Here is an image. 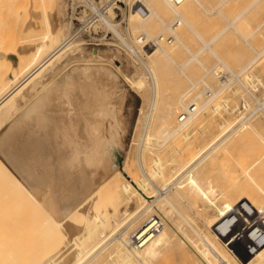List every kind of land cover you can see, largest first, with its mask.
Here are the masks:
<instances>
[{"label": "bare ground", "instance_id": "6f19581e", "mask_svg": "<svg viewBox=\"0 0 264 264\" xmlns=\"http://www.w3.org/2000/svg\"><path fill=\"white\" fill-rule=\"evenodd\" d=\"M40 1L1 0L0 5L1 10L6 14L15 15L7 23L6 31L0 33V62L7 63V68L0 74L1 121L15 108V96L50 66L39 80H35L37 84L39 83V87H36L37 94L34 97L31 95L33 98L30 102L28 100V105L25 104L26 106L21 110L17 107L19 104L17 102L16 112L11 116L8 115V122H4L8 123V126L0 136V152L8 162L6 164L5 161L0 160V189L1 187L10 189L16 203L14 209L10 211V213L14 212L12 216H10L12 213L9 215V212L5 211V207H0V264H263L264 134L257 131L256 123L253 124V120L254 122L258 120L259 116L255 112L259 107L254 108L250 113L239 112V118L231 115L230 118H224L223 112L230 114L237 108V103L230 108L228 104L231 102L230 97L225 96L221 98V103L219 100L214 101L225 92L230 82L239 79L259 58L264 57V48H261L264 44L260 45L262 49L260 52L254 54L251 51L253 57H248L249 60L246 59L247 62L242 65L239 61L234 63L237 60L234 57L237 56H233L234 59L232 56L231 59L228 57V63L225 62L224 57H219L211 44H216L213 42L229 28L237 32L235 24L253 7L264 3V0H252L236 17L226 21L228 25L220 29V32L218 30L217 34L208 41L203 39L186 19L188 4L195 3L203 15L207 14L208 17L213 14L222 15L221 10L230 0H217L215 4L209 6L202 2L204 0H183L178 5L170 0H159L160 9L167 10V13L174 17L169 21L166 14L155 11L147 0H133L136 3L142 2L150 8V13L136 25L134 23L138 12L134 9L130 11L129 27L134 35L138 34L135 41L133 40L135 44L140 37L150 40L157 36L162 38L168 33L171 35L170 40L159 38L156 47L135 45L140 48L139 52L123 38L116 27L117 22L102 19L106 28L112 30L124 44H121L122 47L126 46L133 57L139 56L138 53L146 56V60L142 58L141 63L148 77L137 76V79L125 77L129 87L137 90L138 93L141 90L146 91L147 87L151 89L148 100L150 117L146 119V131L133 155L128 152L124 158L122 169L113 157V150L121 147V137L125 132V125H120L116 121L117 106L121 100L118 93L120 66L115 65L113 70L109 65L102 63L103 59L99 58L98 53L86 55L72 51L73 53L65 55L66 50L69 49L66 42L68 32L63 33L64 27H60L56 15L38 12ZM52 5L54 7L55 4ZM46 7H50L48 3ZM41 17H43L42 21ZM152 17L156 20L151 21ZM173 22L175 24L181 22L194 32L202 42V47L196 52L190 51L186 43L187 38L173 29L171 26ZM263 26L264 20L249 36H253ZM37 29L39 35H29ZM224 36L226 35L222 37ZM262 39L264 40V37ZM181 49L186 50L188 57L178 64L175 56ZM239 50L232 55L237 53L241 55L239 53L241 49ZM204 52L206 56L202 55ZM210 54L217 62L205 66L200 57L207 58ZM237 58L242 59L241 56L240 59ZM231 60L234 65L231 64ZM194 62L204 71V74L198 78L189 75L190 69L192 74L196 72L195 68H188ZM260 66V70L263 69L262 65ZM234 67L238 69L236 72ZM219 68L225 69V76L229 75L231 79L220 81L219 88L214 89L211 87L213 82L208 83L206 78L208 77L210 81V75L218 76ZM250 71L252 72V69ZM165 76L170 79L171 85H177L182 78L189 85L176 97H165L164 84L162 85ZM145 78L148 80L146 81ZM260 79L248 73L244 75L242 81H237L242 92H245L257 90L261 85ZM239 89H236L238 91L231 89V91L240 93L241 89ZM259 91L262 93L261 90ZM246 99L244 97V102L250 107V101ZM194 105L196 111L179 122L177 115ZM53 107L57 109L53 110ZM260 112L262 114V111ZM204 114H208L206 116L211 117V120L214 116L222 120L217 123V128H214L217 130L211 133L208 141L198 146L195 140L194 145L192 136L204 124ZM259 118L258 122L264 120V110L262 117ZM158 122L163 124L164 130L159 132L162 138H156L157 140L154 141L152 131ZM4 123L1 125H5ZM248 130L252 133L250 134ZM244 131L251 136L248 138L245 136L249 143L250 138L254 137L252 147L257 144L256 139L260 143V208L258 209L259 206L254 205L252 200L250 203L247 201V206L244 203L247 209L251 206L257 208V210L253 207L249 209L250 215L253 216L247 214L252 221L244 215L247 210L244 211L245 206L242 207L241 204L243 200L246 202L245 198L239 200L240 198L233 197H238L242 193L241 184L237 183L241 193L239 194L238 190L233 191L237 189L233 185L231 195L227 193L231 188L225 191V185L222 184L227 180L229 183L230 178L239 174L240 169L246 170L243 164L246 157L240 158L241 163L237 161L238 164L235 162L238 158L233 160L234 158L229 157L235 166L239 164L241 166L238 172L235 170L237 174H232V171L231 176L225 169L226 161L221 172L225 169L224 173L227 172L231 176L229 178L227 176V180L223 178V172L221 174L215 171L222 177L220 178L222 182H218L222 184L224 190L221 188L220 193L216 180H211V178H219V175L213 172L215 168L209 167L211 172L207 173V177L212 172L216 177H211L210 174L208 179H204L206 175L203 176L204 170L210 165L209 161L217 162L214 160L216 158L211 157L220 151L227 152L226 145L231 138L239 135L238 133L243 134ZM248 140H245V143ZM106 143H110L111 150L105 146ZM230 152L223 156L229 159ZM243 152L247 153V151ZM242 154L240 153V157ZM237 155L236 153L235 156ZM218 160L221 162L222 158ZM214 163L212 164L215 167L216 163ZM235 166L233 169L236 168ZM242 172L247 175L246 171ZM240 174L237 176H242ZM6 180L9 185L6 184L5 188ZM210 180L216 185L212 186ZM228 183H226L227 187ZM226 196H232L231 199L240 201H238L240 204H237L236 200H233L232 206L244 208L241 212L244 218H247L246 222H243L242 217V220L236 219L239 220L237 223L243 222L241 225L233 224L234 221L236 223L235 217H240L238 214L241 212L238 211H236L237 215H232L235 216L233 219L230 217L231 222L230 219L226 220V214L236 210L234 208L235 210H228L226 213L217 204V198L221 197L222 205L227 206ZM241 196L242 194L239 197ZM231 202L229 201L230 206ZM208 209L217 213L220 223L209 219L212 216ZM32 215L29 221L32 219L30 223L34 225L36 222L34 228L31 224L28 225L27 219ZM215 217L214 215L213 218ZM198 219L203 220L209 233L205 228L199 227ZM225 220L231 226L221 227L227 224ZM258 231L260 237L259 234L256 236Z\"/></svg>", "mask_w": 264, "mask_h": 264}, {"label": "rangeland", "instance_id": "374dc122", "mask_svg": "<svg viewBox=\"0 0 264 264\" xmlns=\"http://www.w3.org/2000/svg\"><path fill=\"white\" fill-rule=\"evenodd\" d=\"M49 1H51V3H52V0H41L39 2V4H38V6L40 5L39 8H38V12L39 13L52 14L54 16L56 15L55 18H57L56 20H57L58 24L60 25V27H64L63 28V33L65 34V33L68 32L66 34L67 37L70 36V35H73L74 36L75 35V32H79L81 30L78 33V35H76L75 37H73L72 40L70 41L71 44L68 47L69 49L66 50L65 55H68L69 53L71 54L72 51L73 52L74 51L75 52L78 51V52L84 53L86 55H91V54L98 53L99 54V58L100 59H103L102 63L106 64L107 66L109 65V67L112 68L113 70H115V65L120 66V71L121 72H118L119 73V81H118V86H119L118 89H119V92L118 93H119V96H120V99L121 100H120V102H119V104L117 106L118 117L116 118L117 119L116 121L120 125H125V129H124L125 132L122 135L123 138L121 137V139H122L121 140L122 141L121 147L119 149L113 150V157H114L115 161L117 162V165L119 166V168L122 169L123 168L122 165L124 164V161H125L124 158L127 156L128 152H129L130 155H133V153L136 150V147H137L138 143H140L139 141H141L142 135L146 131V126H147V120L146 119L148 117H150L149 101L148 100L150 99V96H151V89L149 87H147V90L146 91H142L141 90V91H139L140 93H138L137 90L131 89L129 87V83L127 82V80L125 78V77H127L129 79H137L136 78L137 76H143V77L146 76V77H148L147 74H146V71L143 68L142 63H141V60H143V59L146 60V56L145 55L143 56L142 53H139V56H142V57L139 58V56H136V58H135V55L133 57L132 56L133 54H131L129 52V50L127 48H125V46L122 47V45H124V44L119 41L118 37H116L115 34H112V35L109 34L108 37L106 38V41H99V40H97V39H99V37L101 35L104 34V31L103 30H105V29H104V27L101 24H97V25H95L94 27H92L90 29H87L86 28L85 30H83L84 27H82L81 23H79V21H83L84 20V17L82 15V12L79 14V16L74 17L72 15V13H71V10H70L69 5L67 4L66 0H53V3L52 4H55L54 7H53V5ZM54 1H55V3H54ZM103 1L104 0H102L101 2H99V0H96V3L99 6V5H101V3L103 4ZM122 1L126 5L125 7H122L121 8L122 9V12L121 13L120 12H117L116 14L110 13L109 16H110V19H112V22H114V23L117 22L118 23V25L116 27L119 30V32L121 33V35L123 36V38L126 39L127 42H129L130 44H132L134 46V48H136V50L139 52L138 49H140V48H138V47H141V45H137L138 43L137 44L134 43V41H135L134 39H135V37L138 34L134 35L133 32H132V30H131V28L129 27L130 11H132V10H130V5H131V3H133V0L132 1L122 0ZM205 1H206V3H205ZM251 1L252 0H230L229 2H227L225 4V6L223 5L224 7L222 6L223 9L221 11H223L222 12V15L224 16V18H222L223 16L221 14L208 15V17H207V14L206 15L205 14L203 15V12L199 9V7L195 3H190V4H188V7L189 8H188V11L186 12V19L192 25V27L195 28V30L198 33H200V35L202 36V38L208 41L212 37H214V35L217 34V31L218 30L220 32V29L222 30L223 27H225L226 25H228V23L226 21L232 20L234 17H236ZM147 2H148V4L155 11H158V13L166 14V16H168V21L174 18L172 15H169L167 13V10L166 11L165 10L162 11L160 9L159 0H147ZM202 2L204 4H206V6H209L211 4L212 5L215 4L217 2V0H204ZM47 3L50 6L49 7L50 9L48 7H46L47 6ZM138 3H140L141 6H143V8L147 11V13H145L144 15L143 14H139V13L136 14V17H135L136 21L134 23L135 25L137 24V22H139V20H141L142 18H144L146 15H148L150 13V8L149 7H147L142 2H138ZM0 5H1V0H0ZM42 5H43V7H42ZM253 8L251 9L250 12H248L247 14H244V16L235 24V26L237 28V32L239 31L238 33L235 32V29L229 28L228 29L229 31L227 30L225 32L226 34L223 33V35H226V36L222 37L223 36L222 35V36H220L218 39H216L213 42V44L216 42V44H214L216 48L213 47L214 45L211 44V47L213 48V50L214 49L216 50L215 52H217V55H219V57H224L223 60L224 61L226 60L225 62H227V63L229 61V59H227L228 57H230V59H231V56H232V58H233V56H237L240 59V56H241L242 59H240V60H242V62L240 60H238L237 57H234V58L237 59L236 61H234V63L237 62V61H239L240 64L242 65V63L244 64L245 62H247V60H249V58H252L253 55L255 54V52H260L264 48V45L263 46L261 45V44H264V40L262 39L264 37V26L262 28H259V30H257L255 32V34H253V36L252 35L249 36V34L252 33L255 28H257L258 26H260V23L264 20V3H261V4L255 6V7H253ZM47 11H48V13H47ZM55 12H56V14H55ZM5 14H6V12L3 11V10H1V8H0V33H3V32L6 31V29L8 28V26H7L8 24L7 23L15 17L14 14H6V15ZM39 15H41V14H39ZM12 16H14V17H12ZM114 16H116V17H114ZM27 18L29 19V16ZM42 18L43 17H41V21H42ZM75 18H77L78 21L75 20ZM224 19H226V20H224ZM155 20H156V18H154V17L151 18V21H155ZM176 25L177 24H175V26ZM65 29H67V30H65ZM173 29H175L176 31L180 32L182 35H184V37L187 38V42L186 43H187L188 49L190 51L196 52V51L199 50V48L202 47V42L195 36L194 32H192L189 29H187L181 22H179V26L178 27L173 28ZM110 31H112V30H110ZM227 33H228L229 36H227ZM39 34L40 33H39V30L38 29L35 30V31H33V32H31V33H29L30 36H33V35H36L37 36ZM241 34H242L243 37L241 36ZM156 35H158V32H156ZM163 37L164 38H171V35L168 33V34H166ZM93 38H97V39H93ZM219 39H221V40H219ZM244 39H246V40H244ZM245 42H246V44H245ZM135 45H137L138 47L135 46ZM249 45H253L255 48L253 46H249ZM260 45H261V48L262 49L260 48ZM249 47L253 48V50H251V48H249ZM256 47H258V49ZM239 49H241V52H239L241 55H239L238 53L236 55H232V54H235L236 52H238ZM251 51L254 54H252ZM205 52L208 53V51H205ZM205 52L202 55H205L206 54ZM140 54H142V55H140ZM207 56L209 58L208 57L207 58L205 57L206 60H205L204 57L203 58H201L202 56L200 57V60H203L205 66H211V65L214 64V62L215 63L217 62V60L214 58V56H211V54L210 55H207ZM187 57H188V53L186 52V50L181 49L180 53L175 56V59H176V62L178 64H181L182 62H184L187 59ZM136 59H138V60H136ZM232 60L230 62H232L231 64L234 65V63H233ZM262 60H263V62H262ZM117 62H118V64H117ZM260 63H263L264 64V57L259 58L257 60V62L254 64L255 66L253 65V67H251L248 70V71H250L252 69V72L251 71L250 72L247 71L244 75H247L248 73L249 74L251 73V75H253V77L255 76V78H257V76H258V78H261L260 79V80H262L260 82L261 85H259L257 87L258 88L257 89L258 91L256 90L257 91L256 95L257 96H260V101H261L260 104H262V102H263V104L260 106L261 109H262L264 107V92H263V90H264V88H263L264 87V77H263L264 76V72H262V71H264L263 70L264 69V66H263V64H260ZM236 65H238V63H236ZM260 65H262V67H263V69H261V70H260V67H261ZM191 66L188 67V68L189 69L190 68H193V69L195 68L196 69V72L195 73L193 72V74H192V69H190L191 71L189 73H191V74H189V75L190 76L192 75L193 78H198L199 76H202L204 74L203 69L200 66H198L195 62ZM49 67L50 66H48L47 68H49ZM6 68H7V63L6 62H0V74ZM47 68H45V70H43L45 72H41V73H43V74L46 73ZM233 69H236V70H234L235 72L238 70L236 67H234ZM218 70H220L219 71V75H218L219 77L218 76H216V77L215 76H212L211 77V75H210V77H209L210 78V81H209L208 77L206 78V80L208 81V83H210L211 81L213 82V84L211 82V84H212L211 87L212 88L214 87V89L219 88V86L221 85V83H220L221 79H219V81H218V78H221V75L223 76V74L226 73V70L223 69V68H219ZM261 72H262V74L260 75ZM43 74H39V77L38 78H35V79L31 80L15 96L16 97L15 98V101H14L15 108L12 109L10 111V113L7 114V116L8 115H10V116L13 115L16 112L15 109H17V107L22 110V108H24L26 106L25 104L28 105V103L31 101V99L37 94L36 87L37 86L39 87V83L37 84V81L35 82V80H39L42 77ZM244 75H243V77H244ZM216 78H217V80H216ZM229 79H231V76H230ZM147 80H148V78L146 79V81ZM162 82H164V83H162V85L164 84L163 85V87H164V93H163V95L165 97H176L177 94H180L184 90V88H186L189 85L188 82H186L184 78H182V80L180 82H178L177 85H171L170 79L169 78H166V76H165V79H162ZM0 83L2 84L1 80H0ZM146 86H148V85L146 84ZM32 87H34V88L32 89ZM28 88H29L30 91L27 90ZM235 88L236 89H239L240 88L239 84L233 83L214 102H216V101L219 100L220 103H221L222 102L221 98H225V97L226 98H229L230 97V101L231 102H228L229 107L230 108L234 107L236 105V103H237L236 106L238 107V105L241 102V100L244 99V97L246 98L247 95L246 94L244 95L245 92H242V89L241 88H240L241 90L239 89L240 90V93H238V92L237 93H234V91H231V89L232 90H236ZM259 90H261L262 93H260ZM236 91H238V90H236ZM22 95H23V97H22ZM31 95H33V97ZM28 100H29V102H28ZM17 102L19 103L18 106H17ZM20 109H18V111ZM56 109L57 108H54L53 107V110H56ZM236 109L233 112H231L230 114H228V113L225 114V112H223V117L224 118L225 117L226 118H230L232 116V117L239 118V116H238L239 115V112H241V111L242 112H245L241 108H240L241 111L240 110H236ZM261 109H260V111H262V114H263L264 108L262 110ZM247 112H249V111H247ZM227 114H228V116H227ZM262 114H261V112H257L256 113V115L259 116V117L260 116L262 117ZM206 115H208V114H204L203 115L205 117L204 118L205 121H204V124H202L203 127L201 126L202 129L200 128V130L197 131L198 133L197 132L196 133L195 132L193 133L192 140L194 141V145L196 143H197L198 146L199 145H203L206 141H208L209 138L211 137V135L216 132L217 129H214V128H217V123L220 120H222L218 116L212 117L213 119L211 120V117L208 118V116H206ZM7 116L5 117L6 119L4 118V119H2V121L0 120V136L6 131V128L8 126V123H4L5 121L8 122L7 120L9 118V116L8 117ZM177 116H179V115H177ZM259 117L257 118L258 120H256L255 122L253 120V124L256 123L255 124V127H256L257 131L258 132H261V133L263 132V134H264V130H263L264 129V124H263L264 123V120H262L263 123H261L262 121L261 122H258V121H260V118ZM206 122H207V124H206ZM1 123L2 124L4 123L5 125H1ZM162 126H163V124H161L159 122L155 124V126L153 128V131H152V133L154 134V137H155L154 138V141L157 140V139H160L161 136H160L159 132H160V130H162V131L164 130V128ZM205 129H206V131H205ZM248 131L250 132V134L252 133V131H250V130H248ZM247 133L248 132H245V131L243 133L244 135L238 133L239 135H236V137L235 136L232 137L231 138V141L229 142L230 144L228 143L226 145L227 152H230V150L233 149L230 152V155L228 156V158L230 156H231L232 159L234 158L233 160H236L238 158L235 161L236 163H237V161L238 162L241 161V160H239L240 158L243 159L244 157H246V158H244V159H246V161L244 160V162L246 164L243 163L245 165L244 168L246 170L240 169V171H239V167L241 166V164H239V166L238 165L235 166L234 165L235 163L232 162V159L231 158L227 159L225 156H223L227 152L220 151V152L216 153L217 155L214 154L213 157H211L212 159L213 158H216V159H214V160L217 161V162H215L216 163V166L215 167L212 164L214 162L212 161V163H211V161H209V160L208 161L210 162V165L211 166L209 165L207 167V165H206V167H207L206 169H205V166H204V169L205 170H204L203 176H205V175L206 176H205V178L202 176V179L203 178L204 179H208V177H210L209 175L211 173L207 177V173L211 172V171H209V170H211V169H209V167L210 168L212 167V169L218 168L217 170H215V169L213 170L214 173H215V171H217V173L223 174L225 169H226L227 172L229 171V174L230 175H231V172L232 171H233L232 174H237L238 171H239L238 173L240 174V172H241L240 175H242V176H239L238 177L237 175H239V174L235 175L236 178L238 177L237 180H235L234 179L235 177L231 175L233 177L232 179H234L235 182H233L232 179L230 178L229 183H228V180H227V176H228V178L231 177V176L228 175L227 172H225L227 175L225 173L223 174V176H224L223 178L224 179L226 178L225 180H227V181H224L225 183H222V184L225 185V191H227L228 189L231 188L227 192V193H230V195H231L233 193V191L238 190V188L240 186H242V187L244 186V188L240 187L241 190H242V193L238 190V193L240 192L242 194V196L239 197L241 194L239 193L240 195H238V193H236V195H238V197H236V196H233V197L236 198V199L240 198L239 200H241V198L242 199L245 198L246 202L243 200V204H241L242 207H243V205L245 206V204L247 206V203L248 202L250 203V201L252 200L251 202L254 205H256V206H259L258 207V209H259L260 208V205H259L260 204V200H259L260 199V143L256 139V143L257 144L256 145L254 144L253 147H252V143H254V141H255L254 140V137H253L254 135L252 136L253 139L250 138L252 142L250 141V143H249V140L247 138L248 137H251V136H250V134L247 135ZM240 135H242V136H240ZM245 136L247 138H245ZM239 139L243 143H241ZM242 139H244V140H242ZM195 140H196V143H195ZM245 140H248V141L245 143ZM248 145L250 147H248ZM105 146L108 148V150L109 149L110 150L112 149L110 143H106ZM238 148H239L240 151H242V150L245 151V153L247 151V153L244 154L243 151L240 152L238 150ZM244 148H246V149H244ZM250 148H252V149H250ZM249 151H252V152L250 153ZM236 153L238 154L237 156H235ZM240 153H243L245 156L242 154V156L240 157ZM220 157L222 158L221 162H220V160H218V159H221ZM224 159H226V160L224 161ZM0 160L1 161H5V163L8 164L7 160L5 159V157H4V155L2 153L0 154ZM226 161H227L228 164L226 163V168L224 170L222 169L223 170L222 171L223 173H222L221 172V168H224V165H225V162ZM219 162H220V164H219ZM231 162H232V164H231ZM239 163H241V162H239ZM243 164H242V167H243ZM233 166H235L236 168L234 167L235 169H233ZM235 170L237 171L236 173H235ZM242 171H244V172L246 171V173H247L248 176L245 174L247 176L246 177ZM213 172L211 174V177H216L215 175L213 176ZM217 173H215V174L217 175ZM218 175H219V178L218 177L217 178H211V180H213V179L216 180V183H217L218 187H220V190H218L219 188L217 186H216L217 188L216 187L215 188L220 193L221 190H222L221 188H223V186H222V184H220L218 182V181L222 182V180H221L222 177L220 176V174H218ZM240 178H241V180H240ZM243 178H244V180H242ZM217 179H219V180H217ZM230 181H232L233 183L230 182ZM211 182L213 183L212 184V186H213L215 182L214 181H211ZM3 183H5V181ZM226 183H228L229 186L231 184V186L230 187L229 186L227 187V184ZM237 183H239V185L240 184L241 185L239 186V185H237ZM6 184L9 185L8 181H7V183L4 184L5 188H6ZM245 184H247V185H245ZM233 185L237 189H234L232 191V189L234 188ZM226 187H227V189H226ZM246 189H248V190H246ZM255 189L257 191L258 190L259 191L257 192ZM223 190H224V188H223ZM253 190H255V191H253ZM9 191H10V189H7L6 190V189H2V187H1V189H0V207H5L6 208L5 211L9 212V215L12 213L10 215V216H12L14 212H11L10 213V211L12 209H14V205L16 203H15V197L12 195L11 191L10 192ZM249 191L254 192L253 195L251 194L252 192L249 193ZM246 193H247V195H246ZM255 193H257V194L255 195ZM234 194H235V192H234ZM250 194L252 196H250ZM226 195H228V194H226ZM245 196L246 197H250V198H246ZM226 197H228V196H226ZM231 198H232V196L231 197H228L227 200L225 201V202H227V206L222 205V199H221V197H220V199H219V197L217 198V204L221 207V209L223 210V212H226L228 210L231 211L232 209L236 208L235 206H232L233 203H234L233 200H236V199H231ZM253 198H254V200H253ZM255 200H258L259 202H257V201L255 202ZM229 201L230 202L232 201L231 202V206L233 208L230 206ZM238 201L236 200L237 204H240L239 203L240 201L239 202ZM252 203H251V205H252ZM246 206H245V210H244V208L241 209V206H239L238 208H236V210L234 209L235 211L232 210L231 211L232 213L231 212H229V213L226 212L227 214L226 213L225 214H226V216L228 218V219L226 218V220H229L230 219L229 222H231L232 219L235 217V216L232 217V215H237L238 213L241 212V210H244V211L247 210V212L244 213L245 217L248 216V215H250L251 213H250V210L249 209H251V207H253V206L249 207L248 209H247ZM248 206H249V204H248ZM223 207H225V208H223ZM230 207H231V209H230ZM253 209L254 210H257V208L255 209V206L253 207ZM254 210H251V212H253ZM207 211L212 216V218H209L211 221L213 219V221L215 223H220L219 221H221V220L217 216V213L214 212V210L208 209ZM207 211H206V213H207ZM236 211H238V213ZM235 212H236V214H235ZM229 214H230V216L228 217ZM240 214H242V212ZM240 214H238V216H240V217H235V220L237 218L238 219H241V220L244 218V215L243 214L240 215ZM214 215L216 216L215 218H213ZM251 216H253V215H250V217ZM30 217H33V215L27 217L28 222H29L28 225L31 224L30 222H31L32 219L29 221V218ZM217 217H218V219H217ZM230 217H232V219ZM250 217L248 216L247 218H250ZM247 218H244V221L243 222H246L245 220ZM35 219H37V217ZM215 219H217V221L218 220L219 221L216 222ZM250 219L252 221V218H250ZM5 220H7V218ZM226 220H225V222L227 223ZM34 221L35 220H33V222ZM237 221L239 222V220H236V223L234 221L233 224L241 225L243 223L242 221L240 223H237ZM197 222H198V225H199L200 228H202V227L205 228L206 231L209 233V229L205 225V223L203 222V220L201 221V219H198ZM225 222L223 221V223H225ZM259 222H260V220H259ZM34 223H35V225L33 223L31 224L32 228H34V226H36V222H34ZM224 225L226 227L229 224L228 223L227 224H223L221 227H223ZM229 226H231V225H229ZM263 229H264V227H263ZM31 230H33V229H31ZM258 230L260 231V228ZM259 231L257 232V235L256 236H258V234H259V237H260V232ZM262 231L264 232V230H262ZM34 236L35 235H32V237H34ZM256 236H255V238H257Z\"/></svg>", "mask_w": 264, "mask_h": 264}, {"label": "built area", "instance_id": "2783aa9c", "mask_svg": "<svg viewBox=\"0 0 264 264\" xmlns=\"http://www.w3.org/2000/svg\"><path fill=\"white\" fill-rule=\"evenodd\" d=\"M102 0H99V2H101ZM173 4H180L183 0H170ZM67 4L69 5V8L71 10V13L74 17L79 16V14L82 12V15L84 17L83 21H79V23H81L82 27H84L83 30L90 29L92 27H94L97 24H101L105 30L104 34L101 35L99 37V39L97 38H93V39H97L99 41H106V38L108 37L109 34H114L112 31H110L109 29L106 28V26L104 25L102 19L106 18L112 21V19H110L109 14H116L117 12H122V7H125L126 5L124 4V2L122 0H104L103 4L101 3V5L98 6V4L96 3V0H66ZM130 9H134L136 12H138L139 14H145L147 13V11L143 8V6L140 5V3H136L133 2L130 5ZM116 17V16H114ZM75 20L78 21L77 18H75ZM173 28H176L179 26V22H177V25L175 26V22L172 23L171 25ZM81 31V30H80ZM79 31V32H80ZM79 32H75V35H70L66 38V42L68 43V45H70V41L72 40L73 37H75L76 35H78ZM159 38L160 37H155L154 39H150L147 40L146 38H142L140 37L138 40V44L137 45H141V46H148V47H156L159 44ZM163 38V37H162ZM160 38V39H162ZM170 40L171 38H165V40ZM126 47V46H125ZM139 54V53H138ZM227 78H230V76L228 75V77L225 76V74H223V76H221V81H227ZM243 76H240L239 79H237L238 81H242ZM237 80H233L232 82H230V86L233 83H239ZM258 89V88H257ZM257 91L256 90H249V91H245V94L247 95V101H250L251 106L247 107L246 104L244 102V99L241 100V102L239 103L238 107L236 110H240V108L245 111V112H241L242 113H250L254 108H258L259 109L255 112H260V96L256 95ZM196 111V107L191 106L190 108H188L185 111H182L181 114H179L178 116V120L179 122L184 121L189 114L194 113ZM249 111V112H247Z\"/></svg>", "mask_w": 264, "mask_h": 264}]
</instances>
